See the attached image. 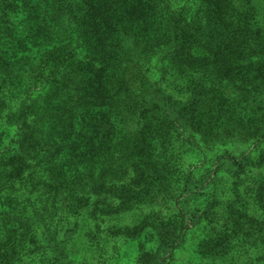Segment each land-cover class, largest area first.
I'll use <instances>...</instances> for the list:
<instances>
[{
  "label": "trees",
  "instance_id": "16d2710c",
  "mask_svg": "<svg viewBox=\"0 0 264 264\" xmlns=\"http://www.w3.org/2000/svg\"><path fill=\"white\" fill-rule=\"evenodd\" d=\"M262 145L264 0H0V264H75L98 221L152 264L206 221L231 244L200 255L240 264L235 240L264 249ZM146 206L173 212L111 225Z\"/></svg>",
  "mask_w": 264,
  "mask_h": 264
},
{
  "label": "rangeland",
  "instance_id": "374dc122",
  "mask_svg": "<svg viewBox=\"0 0 264 264\" xmlns=\"http://www.w3.org/2000/svg\"><path fill=\"white\" fill-rule=\"evenodd\" d=\"M193 7V5H192ZM167 80L171 81L172 78L169 76H166ZM165 85V83H163ZM175 86L183 85L181 82H175ZM200 145L199 148H194L192 152H188L184 157L182 163L183 168L186 172H191L195 177L200 178V176L205 175L204 170L205 169H213L212 164L215 161V154H217L219 148H215L211 150L210 148H207L205 146H202L200 142H198ZM264 147V145H262ZM204 151L205 154H207L208 157L204 158L200 154L201 151ZM247 150L254 151V145L252 142L247 143H236L234 144V147L230 150L232 154H240L242 152H245ZM219 154V153H218ZM253 155H256V153H252ZM214 158V159H212ZM212 166V167H211ZM252 173H248L245 176V181L243 182V187L248 188L251 185L252 182ZM264 174V172H263ZM228 177L226 176V179ZM231 179L226 182H224V185L220 187L219 192L222 194L223 198H227L229 195V192H227V189L230 187ZM243 187L240 188V192L243 193ZM205 204V203H204ZM250 208L252 211L260 207L259 204H254V202L249 203ZM159 211L162 214H169L172 209H164L160 208L159 206H152L143 208L140 207V209L134 210L132 214H129L128 216H125V218H120L119 221H115L112 223V226L118 227V226H125V225H131L141 213L151 214V211ZM158 212V213H159ZM173 212V211H172ZM157 213V214H158ZM253 216V215H251ZM256 220H264V214L263 211L258 209ZM107 221V220H104ZM97 224L101 225L99 232H94V235L90 237L89 240H87V243L89 244V248H87L86 253L81 258V255L79 259L77 258L75 260V264H152L149 263V261L146 263L143 260L139 259V256L144 252L148 251L151 248H153V244L150 241L149 243L146 241V237L142 236V238L136 239V240H129L126 238H123L121 236L114 237L112 235H109L107 233V228L109 226L108 222H100L98 221ZM219 224H223V222H219ZM92 225V223H91ZM209 227L206 224V221L202 223V225L195 226L192 228L187 234L186 237L183 240V243L181 246L175 250L174 255L172 256V260L170 264H237L235 260L231 259L229 256L225 257H210L206 256L203 257L200 255V250H202L203 244L205 242H212L213 244L216 243L217 237V243L224 244V251L229 250L230 244H231V238L228 233V231H223L221 234L212 235L210 233ZM215 239V240H214ZM249 249V250H248ZM238 250L247 251V255H244L242 257V261L240 264H264V257L262 254H264V249L259 248L252 244L250 242L245 241H237L235 240L232 244V250L228 251L229 254H233L234 252ZM254 253H252V251ZM80 259H84V261H80Z\"/></svg>",
  "mask_w": 264,
  "mask_h": 264
}]
</instances>
